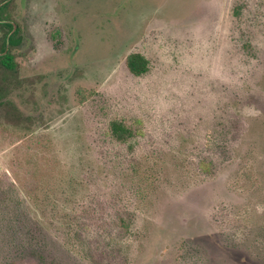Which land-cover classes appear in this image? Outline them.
<instances>
[{
  "label": "rangeland",
  "instance_id": "rangeland-1",
  "mask_svg": "<svg viewBox=\"0 0 264 264\" xmlns=\"http://www.w3.org/2000/svg\"><path fill=\"white\" fill-rule=\"evenodd\" d=\"M5 2L0 264H264V0Z\"/></svg>",
  "mask_w": 264,
  "mask_h": 264
},
{
  "label": "trees",
  "instance_id": "trees-1",
  "mask_svg": "<svg viewBox=\"0 0 264 264\" xmlns=\"http://www.w3.org/2000/svg\"><path fill=\"white\" fill-rule=\"evenodd\" d=\"M17 35L18 31L12 34L10 39L11 46L18 43L19 37ZM1 59V66L8 69V71L12 70L13 68L15 69L16 63L12 53L9 52L5 56H2ZM127 66L133 74L140 75L149 69V60L142 53L133 52L127 59ZM111 132L116 139L124 140L130 135L131 131L125 123H123L121 120L116 119L111 122Z\"/></svg>",
  "mask_w": 264,
  "mask_h": 264
},
{
  "label": "flooded vegetation",
  "instance_id": "flooded-vegetation-1",
  "mask_svg": "<svg viewBox=\"0 0 264 264\" xmlns=\"http://www.w3.org/2000/svg\"><path fill=\"white\" fill-rule=\"evenodd\" d=\"M8 4H9V2H5L4 4H0V24L3 25L4 27H6V29H7L5 38H4L3 43L0 47V63L2 61V59H1L2 56H5L9 52L12 53L11 52V44H10V39H11L12 34L17 32V31L18 32L20 31V28L18 27L17 23L11 19H8L4 15L5 7H7ZM14 24H16V29L14 28L15 27ZM18 43H19V41H18Z\"/></svg>",
  "mask_w": 264,
  "mask_h": 264
},
{
  "label": "water",
  "instance_id": "water-1",
  "mask_svg": "<svg viewBox=\"0 0 264 264\" xmlns=\"http://www.w3.org/2000/svg\"><path fill=\"white\" fill-rule=\"evenodd\" d=\"M14 25H15V27H14V28L16 29V24H14Z\"/></svg>",
  "mask_w": 264,
  "mask_h": 264
}]
</instances>
